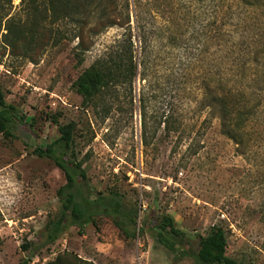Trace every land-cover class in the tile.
<instances>
[{"label":"rangeland","instance_id":"obj_1","mask_svg":"<svg viewBox=\"0 0 264 264\" xmlns=\"http://www.w3.org/2000/svg\"><path fill=\"white\" fill-rule=\"evenodd\" d=\"M129 3L136 75L82 104L78 76L108 60L127 27L92 35L82 51L74 24L51 22L44 0H0V87L23 116L10 136L0 134V264L24 258L45 264L62 254L88 264H193L156 241L152 213H168L193 237L221 226L228 256L264 264V139L256 136L246 159L207 105L221 56L213 38L215 0H142L138 29ZM166 116L170 123H158ZM69 121L75 127L68 155L86 171L90 189L116 191L136 210L134 235L100 215L82 232L69 226L33 254L24 245L37 241L59 212L56 190L65 183L54 161L33 150L56 139L58 126ZM251 128L264 131V102Z\"/></svg>","mask_w":264,"mask_h":264},{"label":"trees","instance_id":"obj_2","mask_svg":"<svg viewBox=\"0 0 264 264\" xmlns=\"http://www.w3.org/2000/svg\"><path fill=\"white\" fill-rule=\"evenodd\" d=\"M44 2L51 22L67 19L74 24V37L82 51L91 46L92 35L108 27H127L126 38L118 42L116 51L107 53L108 60L92 63L78 76L76 86L82 104L91 102L108 85L131 83L137 66L133 62L129 31V0ZM132 2L138 29L137 7L142 5V0ZM32 8H37L34 3ZM215 13L213 38L216 52L221 56L215 61L212 87L206 94L207 105L219 119L221 132L235 143L240 155L249 159L256 136L264 139L262 129L251 128V121L257 118L264 102V0H215ZM221 18L228 21L220 22ZM138 102L142 123H148L142 96ZM16 118L22 119L23 116H18L15 106L5 101L0 87V134L10 136ZM158 123H170L168 116ZM74 127L73 121L59 125L56 139L33 150L40 157L52 159L65 177V183L56 190L59 212L46 222L37 241L24 245V248L33 247V254L53 244L69 226H77L82 232L86 224H96L95 217L100 215L111 217L126 237L134 235L129 225H135L136 210L125 205L116 191L104 194L90 189L86 171L68 155ZM149 228L155 232L157 242L171 252L191 256L193 264H243L227 255V236L221 226L211 225L205 234L193 237L177 227L168 213H152ZM30 261V258H24L18 264H29ZM45 264H88V261L77 255L62 254Z\"/></svg>","mask_w":264,"mask_h":264}]
</instances>
